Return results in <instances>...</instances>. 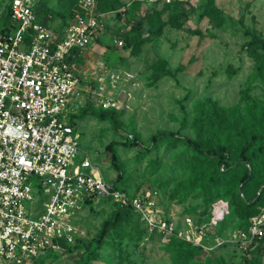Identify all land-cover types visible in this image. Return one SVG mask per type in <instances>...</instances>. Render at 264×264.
<instances>
[{
    "label": "rangeland",
    "instance_id": "obj_1",
    "mask_svg": "<svg viewBox=\"0 0 264 264\" xmlns=\"http://www.w3.org/2000/svg\"><path fill=\"white\" fill-rule=\"evenodd\" d=\"M39 2L44 20L55 30L68 23L74 0ZM8 3L0 0V35L13 21ZM99 12L98 34L74 63L83 83L93 85L103 73L106 78L120 76L118 94L125 107L118 111L117 125L91 113L82 115L77 127L81 144L107 179L149 195L164 216L181 225L184 215L209 209L208 192L226 195L237 176L228 173L218 188L212 187L207 176L199 177L202 158L190 146L174 139L153 144L151 139L160 130L198 137L196 105L210 98L216 107L203 121V143L228 141L231 154L238 153L240 147L228 133L232 119L224 109L236 110L248 123V133L253 128L249 113L264 114V80L255 76V53L264 55V46L246 33L249 29L264 39V0H101ZM142 19L153 33L138 49L128 39L135 34L132 25ZM160 70L171 74L159 77ZM111 145L118 153V169ZM258 163L261 168L243 185L231 213L211 227L206 248L181 245L175 236L150 231L137 213L120 226L110 225L103 235L114 208L99 203L76 219V243L54 253L50 264H177L179 247L192 249L198 264H254L256 255L257 264H264V233L245 241L237 235L264 216V156ZM252 197L250 206L242 203Z\"/></svg>",
    "mask_w": 264,
    "mask_h": 264
},
{
    "label": "built area",
    "instance_id": "obj_2",
    "mask_svg": "<svg viewBox=\"0 0 264 264\" xmlns=\"http://www.w3.org/2000/svg\"><path fill=\"white\" fill-rule=\"evenodd\" d=\"M39 1L9 0L13 21L0 35V264H50L54 253L76 243V219L99 203L130 208L150 231L206 248L211 227L231 213L228 199L215 200L207 218L184 215L180 225L149 195L107 179L81 144L78 115L88 103L125 107L120 76L103 73L95 84L83 83L72 60L98 34V0H77L59 30L40 19ZM263 224L264 216L238 239L263 235Z\"/></svg>",
    "mask_w": 264,
    "mask_h": 264
},
{
    "label": "trees",
    "instance_id": "obj_3",
    "mask_svg": "<svg viewBox=\"0 0 264 264\" xmlns=\"http://www.w3.org/2000/svg\"><path fill=\"white\" fill-rule=\"evenodd\" d=\"M100 1L97 3V10L99 11ZM77 3V0H74V5ZM73 5V6H74ZM71 6V9L72 7ZM68 13V18L70 17V12ZM37 12L40 19L48 24L43 18V12L40 7V2L37 7ZM49 25V24H48ZM132 31L135 32L132 38L128 39V44L135 46L136 48H140L141 45L147 40V38L153 33L151 27L147 24V22L142 19L141 21L132 25ZM158 32H162V27L159 28ZM246 33L252 37L251 42L257 43L260 42L262 46H264V39L261 38L258 34L251 32L249 29L246 30ZM255 57L257 59V64L255 67V76L260 77L264 80V55H258L255 53ZM75 57H72L74 61ZM164 73H170V71L160 70L158 76H162ZM216 107V103L213 102L210 98H206L203 101H200L196 105V113L194 116V127L198 132V137L191 138L189 136L183 135L179 131H167L160 130L152 137V143H157L158 141L174 139L179 142H183L186 145L190 146L201 158L202 164L199 166L200 174L199 177L202 178L207 176V180L210 181L212 187H216L219 180H221L226 174L233 173L237 176L236 184L229 188L231 189L226 195H222L221 197L214 196V193L208 192L210 195L209 202L210 207L212 203L218 198H226L229 200L230 208L232 202H236L239 200V195L243 193V185L248 183L251 178L255 176L258 170L261 168L258 160L261 156H264V114L262 112L249 113V119L251 123H249L253 128L248 133L249 125L244 122L241 117L236 115V110L224 109L229 113L230 118L232 119V123L229 126V134H233V138L237 141L238 146L240 147L238 153L233 156L231 154V146L228 141L222 142L219 146H211L209 144H205L202 141V127L203 121L206 119L207 112L214 109ZM91 113L97 118L101 120H111L115 125L118 123V111L116 110H104L95 108L94 105L90 102L86 107H84L81 113L78 115L80 118L82 115ZM244 123V124H243ZM228 137V135H227ZM137 139V137H136ZM138 140V139H137ZM136 140V141H137ZM113 152V164L118 169V153L115 149H113L112 145L110 146ZM120 188L128 190L125 187L120 186L115 182ZM218 188V187H216ZM261 190H264V181L260 186ZM232 194V195H231ZM220 195V194H218ZM252 198H242V203L247 206H250L253 199ZM209 209L205 211H198V213L193 215H201L205 218L208 217ZM201 212V213H200ZM134 211L127 207H117L111 212V216L113 218V222H106L103 227L102 234L105 235L108 232V228L110 225L120 226L122 223L133 216ZM248 227H244L242 229L247 230ZM264 228V224H263ZM178 240L181 242V245L192 246L193 248L200 249V247H196L182 239ZM254 242V241H253ZM73 245H67L66 248H71ZM264 247V243L260 248ZM175 257L177 258V264H198L195 262V257L192 252V249H184L179 247L175 253ZM257 255L255 256V260H253L254 264H257Z\"/></svg>",
    "mask_w": 264,
    "mask_h": 264
},
{
    "label": "crops",
    "instance_id": "obj_4",
    "mask_svg": "<svg viewBox=\"0 0 264 264\" xmlns=\"http://www.w3.org/2000/svg\"><path fill=\"white\" fill-rule=\"evenodd\" d=\"M82 53V52H81ZM81 53L79 55H81ZM78 56V55H77Z\"/></svg>",
    "mask_w": 264,
    "mask_h": 264
}]
</instances>
